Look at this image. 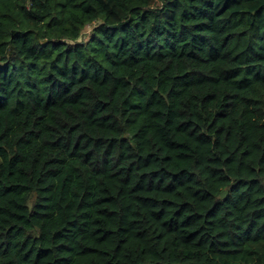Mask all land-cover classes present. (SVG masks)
Masks as SVG:
<instances>
[{
	"label": "trees",
	"instance_id": "trees-1",
	"mask_svg": "<svg viewBox=\"0 0 264 264\" xmlns=\"http://www.w3.org/2000/svg\"><path fill=\"white\" fill-rule=\"evenodd\" d=\"M0 264H264V0H0Z\"/></svg>",
	"mask_w": 264,
	"mask_h": 264
},
{
	"label": "rangeland",
	"instance_id": "rangeland-1",
	"mask_svg": "<svg viewBox=\"0 0 264 264\" xmlns=\"http://www.w3.org/2000/svg\"><path fill=\"white\" fill-rule=\"evenodd\" d=\"M90 35H91V28L90 27H88V28H86V30H85V33H84V35H83V40H86L87 38H89L90 37Z\"/></svg>",
	"mask_w": 264,
	"mask_h": 264
}]
</instances>
